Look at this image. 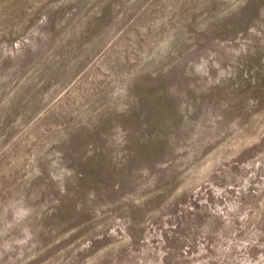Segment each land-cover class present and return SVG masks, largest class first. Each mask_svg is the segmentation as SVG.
<instances>
[{"label": "rangeland", "instance_id": "374dc122", "mask_svg": "<svg viewBox=\"0 0 264 264\" xmlns=\"http://www.w3.org/2000/svg\"><path fill=\"white\" fill-rule=\"evenodd\" d=\"M0 264H264V0H0Z\"/></svg>", "mask_w": 264, "mask_h": 264}]
</instances>
